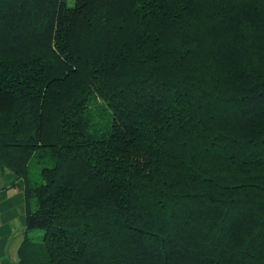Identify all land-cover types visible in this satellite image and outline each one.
<instances>
[{
  "label": "trees",
  "instance_id": "16d2710c",
  "mask_svg": "<svg viewBox=\"0 0 264 264\" xmlns=\"http://www.w3.org/2000/svg\"><path fill=\"white\" fill-rule=\"evenodd\" d=\"M0 169L17 264H264V0H0Z\"/></svg>",
  "mask_w": 264,
  "mask_h": 264
},
{
  "label": "crops",
  "instance_id": "0c3cea01",
  "mask_svg": "<svg viewBox=\"0 0 264 264\" xmlns=\"http://www.w3.org/2000/svg\"><path fill=\"white\" fill-rule=\"evenodd\" d=\"M4 179V181H3ZM23 181L10 187L0 169V264H17L25 227Z\"/></svg>",
  "mask_w": 264,
  "mask_h": 264
},
{
  "label": "rangeland",
  "instance_id": "374dc122",
  "mask_svg": "<svg viewBox=\"0 0 264 264\" xmlns=\"http://www.w3.org/2000/svg\"><path fill=\"white\" fill-rule=\"evenodd\" d=\"M71 5L73 4V1L70 3ZM93 105L96 107V106H99V104H95V103H93ZM33 170V174H34V178L35 179H38V180H40V176H39V173H40V169H39V167H35L34 166V168L32 169ZM3 181H4V179H3ZM22 237V236H21ZM211 264H216L215 262H213V261H211Z\"/></svg>",
  "mask_w": 264,
  "mask_h": 264
}]
</instances>
